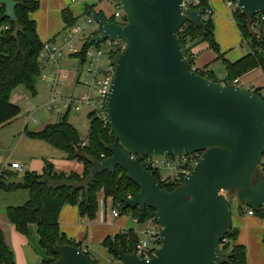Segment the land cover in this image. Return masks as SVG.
Segmentation results:
<instances>
[{"label": "water", "instance_id": "1", "mask_svg": "<svg viewBox=\"0 0 264 264\" xmlns=\"http://www.w3.org/2000/svg\"><path fill=\"white\" fill-rule=\"evenodd\" d=\"M126 25L104 14L92 16L101 27L98 44L121 39L127 49L115 60L106 101L109 126L118 143L111 157L94 163L88 184L117 167L140 187L125 209L156 212L163 230L161 248L150 261L114 246L119 264H225L220 248L233 228L229 200L236 192L247 208H264V98L245 88L213 82L187 60L179 31L187 23L204 26L201 10L183 11V0H118ZM249 16L264 14V0H235ZM4 17L16 22L15 0H0ZM202 153L183 185L162 188L137 156ZM10 185H25L15 177ZM51 264H93L81 249L58 245Z\"/></svg>", "mask_w": 264, "mask_h": 264}, {"label": "trees", "instance_id": "2", "mask_svg": "<svg viewBox=\"0 0 264 264\" xmlns=\"http://www.w3.org/2000/svg\"><path fill=\"white\" fill-rule=\"evenodd\" d=\"M16 22L4 17L5 7L0 5V128L9 124L21 114V108L10 102V93L16 87L23 85L32 93H35L37 81L42 72L39 63V54L43 48L36 20L33 18L40 9L38 0H15ZM118 1V0H116ZM119 2V1H118ZM209 7L208 0H202L200 9L205 12ZM97 12L95 6L87 7L85 15L92 17ZM255 16H249L242 11L234 14V22L237 25L248 53L241 60L231 63L220 53V48L214 37V23L211 16L205 18L204 26L187 23L179 31L183 50L187 60L193 67L194 55L191 49L202 42L208 43L210 48L219 53L218 59H222L226 66L227 76L225 85L233 82L256 68L264 70V60L260 52L264 53V22L259 31L252 28ZM62 20L66 27H72L78 23L69 9L62 11ZM113 21V18L110 19ZM94 44L93 37L87 41L86 47ZM84 59V58H83ZM201 76L218 83L216 78L208 71L196 70ZM257 95L260 89H256ZM92 119L88 136V144L81 146V138L76 129L64 116L56 124H48L39 132H29L28 136L46 142L47 144L65 152L69 160L81 162L85 165L83 174L71 172H56L52 164L47 163L42 173L26 172L23 177L25 185H10L9 181L17 177V174L4 170L0 174V190L6 192L25 189L29 191L30 198L22 206H11L6 209V217L18 232L31 237V227H37L40 246L47 251L49 261L43 264H51L58 259L52 253L58 245H70L80 249V244L68 239L59 230V217L65 205L76 206L81 217L94 220L98 212V194L103 193L106 198H111L113 204L125 203L129 196L140 191V187L127 179L126 172L117 167L114 174L104 172L99 174L94 181L88 184L91 177V169L94 163L103 161L112 156L109 147L118 143L109 126L103 125L100 120ZM104 156V157H102ZM262 167V166H261ZM260 172L264 175L262 169ZM160 182V175L154 174ZM161 187L172 192L177 187L167 186L161 183ZM230 193H233L230 191ZM235 194V193H234ZM230 203V202H229ZM122 214L130 216L138 222L145 224L150 218L156 216L153 209L141 208L125 209ZM264 217V211L258 213ZM238 232L232 228L227 235L233 249L226 252L225 264H248L247 251L242 245L233 244L237 240ZM137 235L133 230L122 232L114 237H107L103 246L118 260L113 248L117 246L127 254L134 253ZM264 242V237H263ZM93 264L96 262L89 256ZM0 264H16L15 254L7 244L5 235L0 229Z\"/></svg>", "mask_w": 264, "mask_h": 264}, {"label": "built area", "instance_id": "3", "mask_svg": "<svg viewBox=\"0 0 264 264\" xmlns=\"http://www.w3.org/2000/svg\"><path fill=\"white\" fill-rule=\"evenodd\" d=\"M72 1L75 2L77 0ZM92 1L98 2L102 0ZM201 1L202 0H183V11L185 12L190 9L195 11L201 10ZM231 2L234 3V7H230ZM227 4L231 9L234 21V14L237 11H241L240 6L235 0H227ZM201 12L204 20L213 14L210 7H208L205 12L202 10ZM111 18H113L112 22L121 26L126 25V14L123 11L120 2H118L117 8L108 19L110 20ZM263 22L264 14L255 15L252 22V28L255 31H259ZM87 26L91 28V31H88L85 26L80 25L79 23L72 27H66L63 35L43 43V48L39 54V63L42 68L40 76L50 90L47 107L51 112L62 110L66 112V115H69L71 112H78L83 107H88L90 108V115H92L93 119L100 120L103 125L109 126L106 101L115 74V60L118 55L127 49V43L121 39H107L98 44L94 43L93 45L86 47L87 41L101 32L100 25L93 20L92 17H87ZM68 58L71 61L76 60L75 62L79 66L72 65L70 69H64L61 63ZM51 65L54 67V70L48 69ZM80 67L85 70L87 76L84 78L78 76L74 83V88L81 87L84 92L77 94V96L62 94L59 89L68 85V81L71 80V72L78 71L77 69H80ZM238 84L239 79L235 80L232 85L238 86ZM245 89L253 93L256 92V88L251 87L250 85H247V88ZM31 119L37 121L34 117ZM87 144L88 139L82 140L81 146L84 147ZM201 156L202 153L182 154L168 157H149L132 154L131 159L139 158L141 164L147 171L152 172L153 174L158 173L160 175V185L162 183L167 186H176L178 188L183 185L186 177L196 167ZM10 167L16 172H23V166L19 163L14 162ZM262 171H264V166ZM225 193L226 192H222L223 195H225ZM131 197L132 196H129L128 199ZM124 206L125 203L113 204L112 216L114 218L121 216V211ZM261 210L264 211V208ZM247 214L253 216L256 212L248 208ZM162 230L163 227L159 224L155 216L150 218L144 224L143 229L140 231H134L137 235V241L135 243L133 254L146 261L153 259L156 256L157 251L161 248L160 232H162ZM220 248L226 259L227 255L225 250L227 253H230L233 249L227 236L221 242Z\"/></svg>", "mask_w": 264, "mask_h": 264}, {"label": "rangeland", "instance_id": "4", "mask_svg": "<svg viewBox=\"0 0 264 264\" xmlns=\"http://www.w3.org/2000/svg\"><path fill=\"white\" fill-rule=\"evenodd\" d=\"M79 1L81 2L82 0H77L73 3L71 0H65L64 2L68 3V6L72 8L74 14L77 17H79V24L85 26L88 31H91V28L87 26V16L83 13L84 5L79 4ZM86 1L89 3L92 2V0H86ZM211 1L214 5L213 6L214 10L213 9L211 10L216 12V13L213 12L215 16L213 17L214 19L212 18V21L214 23V37H215V41L219 45L220 51L222 53L228 52L227 54L228 57L230 58H238V56L241 55L243 56L244 53H246L247 46L244 45V42L242 41V36L240 35L236 27V24L232 20L231 11H230L231 9L228 7L227 0H211ZM96 4L100 8L102 6L103 7L102 10L104 11L106 17L110 18L118 6V1L102 0L96 2ZM53 7H54L53 1H50L49 3H45L44 6H41L39 11L36 13L37 18L35 16V20H37L38 30L41 36L40 38L43 43L48 40V37L51 34L55 32L57 33L60 32V34L57 36L60 37L61 35H63V33L66 30V25L64 27V23L61 20L60 13H58L57 11L51 13L50 23L49 24L45 23L47 21V15H48L47 13L49 10L53 9ZM230 7H234L233 2H231ZM202 43L204 44V46L202 47L203 50L197 53V56L193 62V68L197 70L199 67H202L207 63L213 62L212 68L217 77L216 80L219 82V84L224 85L225 84L224 78L225 75L227 74L224 61L222 59L217 60V57H219V53L216 52L214 49L210 48V46L207 48L206 42H202ZM262 54L263 52H260V55L264 60V54L263 55ZM75 61L76 60L71 61L68 58L62 61L61 65L64 69H70L72 65H76L78 67L79 65ZM48 69L54 70V67L51 65ZM77 70L78 71L76 72L75 71L71 72V80L68 81V85L66 87L59 89V91L62 94L64 95L70 94L71 96H77V94L84 92V90L81 87H78L76 89L74 88V83L77 80L78 76H81L82 78L87 76L85 70L82 69L81 67L80 69L78 68ZM247 85H250L251 87H254L256 89H260V94L262 95V98H264V70L262 68H256L252 70L238 84V86L242 88H247ZM35 90H36L35 93H32L25 86L20 85L15 89H13L12 92L10 93V102L21 108L22 117H25L27 120L29 119L32 125H36L37 128H40L43 125L56 124L60 122V120L64 116H67L68 122L76 129L81 140L88 139L89 131H90V123H91V119L89 117L90 108L83 107L80 111L71 112L69 115H66V112L62 110L51 112L47 107V103L50 97V90L46 86L41 76L37 81ZM32 117L36 118L37 121L31 119ZM22 150H23V144L19 147V152ZM56 151H58L57 153L60 154L59 155L60 157L52 156L53 159L50 160L57 168H62L67 163H71L70 168L67 170L76 171L77 169L75 168H77V166L79 167L82 165L79 164V162L66 161V153L60 150H56ZM263 166H264V157L259 167V171L263 169ZM23 174H25V172L19 173L17 175L20 176ZM2 192L3 190H0V193ZM225 195L229 200L230 204L232 202V199L234 197H237L236 192L230 193L227 191ZM106 199L108 198H106L102 192L98 194L97 215L98 217L100 216L103 222H107L108 224H111L110 221L112 218H114L112 216L113 202L111 200H106ZM4 214H5L4 207L0 205V228L3 227V224H8V222L4 217ZM78 214H80L79 210H78ZM246 216L247 215L241 214L238 217L243 224L242 226H246V222H245ZM121 219H124L123 221L125 222L131 223L132 217L130 216V214H123L120 216L119 219L115 218V221ZM255 219L257 221H260L261 225L263 226L259 227L260 228L259 229L255 226L248 225V227H250V229H248V234L250 238V247L245 245L246 246L245 248L249 257V264H264V242H263L264 217L256 213ZM140 226L141 225H137L136 230L134 231H140L141 230ZM125 228H129V227L127 226ZM235 242L236 241H234L233 244H235ZM31 245L37 250V252L40 255H42V253L47 252L46 250H43V248L40 246L38 239L36 244L35 242L33 243L32 241ZM90 245H95L94 248L96 249L95 254L99 260V262L96 264H107V260H109L110 254L104 250L102 244L95 242V243H91Z\"/></svg>", "mask_w": 264, "mask_h": 264}, {"label": "crops", "instance_id": "5", "mask_svg": "<svg viewBox=\"0 0 264 264\" xmlns=\"http://www.w3.org/2000/svg\"><path fill=\"white\" fill-rule=\"evenodd\" d=\"M40 2V7L44 6L45 3H49L50 1H53L54 7L53 9L48 11L47 15V21L45 22L46 24L50 23L51 21V13L54 11H57L60 13L61 20H62V11L65 9H69L73 16L77 18L78 23H79V17H77L72 8L68 6V3L64 2L65 0H38ZM72 1V0H71ZM209 2V7L213 9V3L211 0H208ZM73 3V1H72ZM79 4L84 5L83 13L85 14L87 7L90 6H95V11L97 12L96 14H104V11L102 10L103 7L101 6L98 7L96 2L92 1L91 3L87 2L86 0H82L81 2L79 1ZM229 7V6H228ZM214 10V9H213ZM39 11V10H38ZM37 11V12H38ZM231 11V10H230ZM36 12V13H37ZM216 13L215 11H213ZM36 13L33 14V18L35 19ZM106 16V15H105ZM215 14L211 16L213 18ZM232 20H233V15L231 12ZM37 18V16H36ZM108 18V17H107ZM214 19V18H213ZM63 22V20H62ZM37 23V20H36ZM64 23V22H63ZM77 23V24H78ZM235 23V22H234ZM65 27V24H64ZM237 27V25H236ZM238 29V27H237ZM37 30H38V24H37ZM239 31V29H238ZM53 33V32H52ZM240 33V31H239ZM60 32H55L51 34L48 37V40H51L53 38H56ZM38 35L40 36V32L38 30ZM241 35V33H240ZM41 39V38H40ZM243 41V40H242ZM218 44V43H217ZM243 44V42H242ZM245 45V44H244ZM204 46L203 43L198 44L197 46L193 47L191 49V53L194 55V59L197 56L198 52H201L203 49L202 47ZM207 48L209 47L207 43ZM246 46V45H245ZM248 48L246 49V53L242 56H238V58H230L228 57V52L220 53L224 56V58L231 62L235 63L242 58L246 56L248 53ZM264 54V53H263ZM262 54V55H263ZM217 60L218 57H217ZM213 62L207 63L203 65L202 67H199L197 70H203V71H208L209 73H212V75L216 77L214 71H213ZM248 74L244 75L243 77L239 78V82L244 79L245 76ZM227 74L225 75L224 80L226 79ZM219 83V82H218ZM225 85V84H224ZM37 123V122H36ZM47 125H43L40 128H37L36 125H32L31 121L26 119L25 117H22L21 114L11 121L9 124L5 125L4 127L0 128V174L4 171L7 170L10 173L14 174H19L22 172H16L13 169H11L10 165L14 162L19 163L23 166V172H28V171H33L36 173H42L46 164L50 163L53 165L54 170L56 172H64V173H78V174H83L85 170V165L81 162L79 164H82L81 166H77L76 171L73 170H67L70 168L71 163H67L64 167L62 168H57L54 166L53 162H51L50 159H53L52 156H59L60 154L57 153L59 150L49 144H47L44 141L33 139L28 136L29 132H39L42 129L45 128ZM23 144V150L19 152V147ZM61 151V150H60ZM63 152V151H62ZM51 157V158H50ZM60 157V156H59ZM65 159V158H64ZM66 161L68 162H77V161H72L69 160L66 154ZM24 163V164H23ZM26 165V166H25ZM76 167V166H74ZM24 175V174H23ZM23 175L17 176V177H23ZM30 198L29 191L25 189H18L16 191L12 192H6L3 191L0 193V205L4 207V217L8 224H3V227L0 228L4 235L7 244L13 248L14 254H15V259H16V264H43L44 262L49 261L51 258L47 254V252L42 253L40 255L37 250L32 247L31 243L40 242L39 240V235L37 233V227L32 226L31 230V237L28 238L25 235L21 234L18 232L13 224H11L7 217H6V209L8 207H15V206H22L24 205ZM106 200H111V198H108ZM231 210H232V224H233V229L238 232V237L235 242V245H242L246 247H250V238L248 234V229H250L249 226H255L257 228L262 227L260 221H257L255 219V215L249 216L247 214V207L239 202L237 197H234L231 202ZM78 207L76 206H71V205H65L62 210L61 214L59 217V230L61 234H64L68 239L75 241L76 243L80 244V249L86 253L89 254V256L96 262L98 263L99 260L96 256V252L94 249L95 245H90L91 243H101L103 246V241L107 237H114L115 235L122 233L124 231H129V230H136L137 225H141V229H143L144 224H138L136 219L132 218L131 223L123 221L124 219L117 220L115 221V218H112L110 223L108 224L107 222H103L100 218V216L96 217L94 220H89L87 218L81 217L80 214H78ZM244 214L247 215L245 218L246 226H242V222L238 218L239 215ZM123 215V214H121ZM120 216L116 219H119ZM129 228H125V227ZM260 229V228H259ZM104 250L109 253L107 248L103 246ZM44 250V249H43ZM93 253V254H92ZM110 254V253H109ZM247 260L249 264V257L247 253ZM107 264H119V261L115 259L112 254H110L109 260H107Z\"/></svg>", "mask_w": 264, "mask_h": 264}]
</instances>
